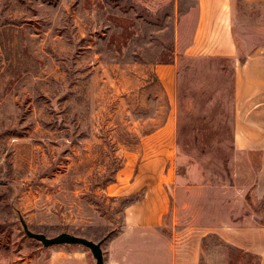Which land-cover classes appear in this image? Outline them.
I'll list each match as a JSON object with an SVG mask.
<instances>
[{
	"label": "rangeland",
	"instance_id": "1",
	"mask_svg": "<svg viewBox=\"0 0 264 264\" xmlns=\"http://www.w3.org/2000/svg\"><path fill=\"white\" fill-rule=\"evenodd\" d=\"M196 7L0 0V264L96 263L21 219L49 237H107L104 264H171L175 233L195 222L264 223L261 159L235 142V60L184 53ZM236 30L248 51L264 43V6L242 2ZM256 255L209 234L198 264Z\"/></svg>",
	"mask_w": 264,
	"mask_h": 264
},
{
	"label": "crops",
	"instance_id": "2",
	"mask_svg": "<svg viewBox=\"0 0 264 264\" xmlns=\"http://www.w3.org/2000/svg\"><path fill=\"white\" fill-rule=\"evenodd\" d=\"M242 2L259 3L264 6V0H197V18L190 43L184 49V53L196 57H225L235 60L236 98L239 109L235 142L239 149L248 150L250 158L258 155L261 159L258 172L262 187L264 43L248 51L247 47L253 36L250 40L241 35L239 38L236 24L239 22ZM260 12L255 14H261ZM242 49L245 50V56L240 58ZM164 69L172 68L169 64ZM253 144L258 146L255 147ZM175 234L180 236V240L173 246L171 264H198L202 241L209 234H217L233 246L259 255L260 264H264V223L253 222L251 218H244L240 223L226 219L209 220L207 225H197L195 222L191 226L179 229ZM62 260L69 261V258Z\"/></svg>",
	"mask_w": 264,
	"mask_h": 264
},
{
	"label": "water",
	"instance_id": "3",
	"mask_svg": "<svg viewBox=\"0 0 264 264\" xmlns=\"http://www.w3.org/2000/svg\"><path fill=\"white\" fill-rule=\"evenodd\" d=\"M21 222L26 235L41 242L44 246L48 247L53 244H82L91 250L93 257L96 260L95 264H104V252L102 246L107 237H104L99 241H93L69 232H62L56 236L49 237L44 233L32 231L23 219H21Z\"/></svg>",
	"mask_w": 264,
	"mask_h": 264
},
{
	"label": "trees",
	"instance_id": "4",
	"mask_svg": "<svg viewBox=\"0 0 264 264\" xmlns=\"http://www.w3.org/2000/svg\"><path fill=\"white\" fill-rule=\"evenodd\" d=\"M131 202H133V200H130ZM256 257H257V255H256Z\"/></svg>",
	"mask_w": 264,
	"mask_h": 264
}]
</instances>
